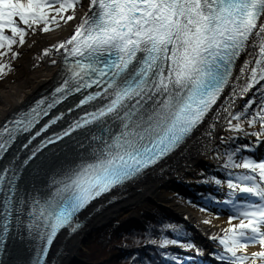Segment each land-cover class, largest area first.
<instances>
[{
	"label": "snow or ice",
	"instance_id": "obj_1",
	"mask_svg": "<svg viewBox=\"0 0 264 264\" xmlns=\"http://www.w3.org/2000/svg\"><path fill=\"white\" fill-rule=\"evenodd\" d=\"M81 3L0 0V78L13 70L12 61L21 55L16 49L29 35L74 20ZM89 12L70 38L44 50L45 56L53 49L61 55V82L0 126V159L19 137L31 134L23 145L27 158L17 164V153L0 170V253L10 238L27 240L30 264H46L57 235L76 232L78 214L92 201L181 148L226 88L230 95L217 116L223 114L227 131L264 140V0H89ZM253 89L233 111L236 100ZM75 94L82 98L68 113L85 105L90 110L60 132L44 135L65 119L53 110ZM245 123L260 130L248 133ZM85 129L83 139L73 137ZM37 137L42 139L30 148ZM66 138L75 140V157L46 173L39 187L38 173L25 180L30 162L51 145L65 142V151ZM242 151L237 146L226 155L224 167L241 171L228 173L234 214L223 235L213 237L222 246L216 259L264 264V159L238 156ZM177 243L165 239L161 246ZM250 246L260 250L249 253Z\"/></svg>",
	"mask_w": 264,
	"mask_h": 264
},
{
	"label": "bare ground",
	"instance_id": "obj_2",
	"mask_svg": "<svg viewBox=\"0 0 264 264\" xmlns=\"http://www.w3.org/2000/svg\"><path fill=\"white\" fill-rule=\"evenodd\" d=\"M80 6H82V11H80V17L77 22H61L59 27L51 26L54 30L49 31L48 34L39 31L40 38L27 39L22 51L24 56L20 62L23 75L22 81L16 85L6 87L0 94V126H3L6 121L12 119L19 112L29 109L42 97L50 95L61 82L63 64L59 53H56L53 49L52 55H44L42 64H31L32 54L42 47H45L46 50L70 38L85 14H90L89 0H82ZM243 59L244 56L242 55L240 60L243 61ZM53 60L56 61L55 64L52 63ZM252 92H249L243 99L238 98L236 100V108L233 111L243 107ZM229 95L230 89L226 88L217 106H214L213 111L209 113V117L205 119L194 135L177 152L143 176L106 195L88 208L83 213L82 223H79L80 228L76 232L65 229L50 250L46 258V264L80 263L83 258L82 250L88 238L102 230L114 218L125 212L133 211L147 202L160 203L175 216L190 224L207 248L213 250L216 239H213L212 234L214 229H216V225L213 227L206 226L204 224L205 220L203 221L200 215L175 202L168 195L167 189L174 181L177 182L186 178L196 166L205 163L212 156V151L217 148L221 136L225 134L227 129L223 114L217 116V113L221 112L220 106L227 102ZM80 99H73L70 96L54 109L52 115L63 112L66 114L65 119L50 128L48 133L44 135L60 132L72 120L78 118L85 111L90 110V106L85 105L84 109L76 115L66 117L68 109L75 107ZM47 119L48 117L45 118V120ZM43 123L44 121H41V124ZM210 125H215V127L212 128ZM39 127L40 125H37V128ZM88 131L87 129L81 130L74 134L73 137L83 139L88 134ZM33 132H35V129H33ZM208 132H211L212 135L209 136ZM29 135L31 134L19 137L4 158L0 159V170L12 164L17 153H19L17 164L27 158L29 152L27 149H23V145L27 143ZM41 139L42 137H37L29 147L35 146ZM66 143L68 147L65 151H61L62 148H65V142H61L51 150L38 155L25 169L24 179L28 180L33 173H38L35 177L37 186L44 184L47 179L46 173L65 160L66 157L69 159L75 157V140L68 138ZM56 153H59V155H56ZM216 230L218 231V229ZM258 250L260 249H254L253 251ZM32 254L27 240L10 238L5 247V252L0 253V264H30Z\"/></svg>",
	"mask_w": 264,
	"mask_h": 264
},
{
	"label": "rangeland",
	"instance_id": "obj_3",
	"mask_svg": "<svg viewBox=\"0 0 264 264\" xmlns=\"http://www.w3.org/2000/svg\"><path fill=\"white\" fill-rule=\"evenodd\" d=\"M81 7L80 5L77 6L75 10V19L72 20L71 23L78 21L80 11H82ZM69 14H71V12H69ZM52 26H54V24ZM38 32L39 31L34 35H29L26 41L27 39L40 38ZM23 49L24 46L16 49L21 55L12 61L13 70L0 78V94L6 87L16 85L22 81L23 75L20 62L24 56V54H22ZM44 50L45 47H42L32 54L31 64H42L44 61ZM4 59L7 60L8 58ZM257 87H259V85H257ZM244 127L248 133L260 130L259 125L253 129L245 123ZM229 137H231V139H226ZM225 139L226 142H222L225 141ZM237 146L243 149L238 156H251L257 160L264 159V140H258L257 137L245 135L243 132H229L226 129L225 134L221 136L217 148L212 151V156L205 161V163L196 166L186 178L177 182L174 181L167 189L168 195L172 197L175 202L200 215L203 221L205 220L204 224L206 226L213 227L216 225L218 231L214 229V235L212 234V237H221L223 235V230L229 227V218L234 214L231 204L228 203V201L232 199L229 195L230 189L227 187V180L229 179L228 173L230 171L239 172L241 170L225 168L224 164L226 163L227 152L233 150ZM244 146L251 148V151H248ZM217 179L221 181L220 184L215 183ZM146 214L156 218V222L158 220H163V224H170L167 226V231L172 233L171 239L177 240L178 243L176 245H168L166 248L179 259L176 264H190L196 259L199 260L198 258H202V262L207 264H221V261L216 259V256L222 251V246L219 245L218 240L214 242L213 250L208 249L190 224L181 220L170 212V210L157 202H147L133 211L125 212L114 218L108 225L104 226L103 229L101 228L102 230L99 232L107 229H117V241H119L121 238L119 236L129 234L133 229L145 227ZM233 223H238V221H233ZM98 233L93 234L87 239L82 250V261L77 264H91L87 256L89 255V249L92 247L90 245L93 243ZM183 244H192L194 247L189 249L180 246ZM254 249H259V246H250L248 252H254ZM118 256L119 261L124 258V254L122 253H119Z\"/></svg>",
	"mask_w": 264,
	"mask_h": 264
},
{
	"label": "trees",
	"instance_id": "obj_4",
	"mask_svg": "<svg viewBox=\"0 0 264 264\" xmlns=\"http://www.w3.org/2000/svg\"><path fill=\"white\" fill-rule=\"evenodd\" d=\"M146 226L133 229L129 234L121 235L118 240L117 229L101 231L90 245L87 256L91 264H176L179 259L161 244L165 239H171V232L167 231L168 224L146 214ZM162 222V223H161ZM119 253L124 258L119 261ZM113 254V255H112ZM175 257V259H173ZM190 264H207L202 258Z\"/></svg>",
	"mask_w": 264,
	"mask_h": 264
}]
</instances>
